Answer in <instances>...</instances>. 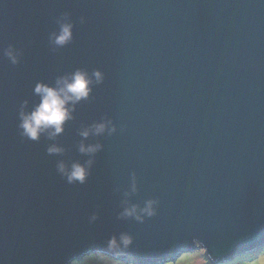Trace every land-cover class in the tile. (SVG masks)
<instances>
[{"label":"water","instance_id":"95a60500","mask_svg":"<svg viewBox=\"0 0 264 264\" xmlns=\"http://www.w3.org/2000/svg\"><path fill=\"white\" fill-rule=\"evenodd\" d=\"M78 70L91 91L63 131L23 135L37 84ZM76 163L83 183L68 181ZM263 248L264 0H0V264L197 249L222 264Z\"/></svg>","mask_w":264,"mask_h":264},{"label":"clouds","instance_id":"9594fccd","mask_svg":"<svg viewBox=\"0 0 264 264\" xmlns=\"http://www.w3.org/2000/svg\"><path fill=\"white\" fill-rule=\"evenodd\" d=\"M71 25L64 24L61 27L60 33L55 37V43L57 45H64L71 39ZM13 58L15 57L12 52L7 53ZM97 82L102 79L100 72L95 73ZM92 81L89 79L87 73L83 71L75 72L71 78H64L57 81L56 87H51L45 84H37L34 91L40 96V102L30 113L21 112L20 128L23 130L22 134L29 139L36 140L39 138V134L45 129H54L51 135L59 134L63 131V124L66 120L71 118V110L67 106L70 102L75 104L83 98H87L91 88ZM110 123V122H108ZM108 127L107 123H99L93 126L90 130H84L81 135L87 137L90 131H94L96 134L103 133ZM114 131L115 129H111ZM100 148V145L85 146L81 144L80 151L85 153H94ZM50 153L61 152L62 149L57 146H52L48 149ZM91 164V161L88 162ZM60 170L65 171V166L60 165ZM88 170L86 167L79 163L73 164L70 173L67 174L69 182L80 181L83 183L87 177ZM151 203L144 209L149 215L152 214ZM135 206L131 209H126L124 215H135ZM139 219V217H137ZM121 242L125 247L131 244V237L128 235L121 236ZM119 243L115 238L109 242V249L116 250L119 248ZM186 255V254H185ZM185 255L180 257V260ZM72 264H119V262L110 261L106 256L91 254L85 256L81 261H73ZM251 264H264V252H262L256 261Z\"/></svg>","mask_w":264,"mask_h":264},{"label":"rangeland","instance_id":"374dc122","mask_svg":"<svg viewBox=\"0 0 264 264\" xmlns=\"http://www.w3.org/2000/svg\"><path fill=\"white\" fill-rule=\"evenodd\" d=\"M262 252H264V249L262 251H259V253H255L253 255H249L244 258H239V259L233 260L232 262L222 263V264H251V262L256 261L258 259L259 255ZM97 254L106 256L110 261L119 262V264H125V263L120 262V260L111 258L105 254H101V253H97ZM126 263L131 264L128 262ZM167 264H211V263L205 259V252L203 250L198 249V251L185 255L183 259L181 260L179 259L175 263H167Z\"/></svg>","mask_w":264,"mask_h":264},{"label":"trees","instance_id":"16d2710c","mask_svg":"<svg viewBox=\"0 0 264 264\" xmlns=\"http://www.w3.org/2000/svg\"><path fill=\"white\" fill-rule=\"evenodd\" d=\"M264 249V248H263ZM262 249V250H263ZM262 250H260V251H262ZM195 251H198V249L197 250H193V251H190V252H186V253H184L183 255H188L189 253H192V252H195ZM255 253H259V252H255ZM255 253H251V254H248V255H244V256H241L240 258H244V257H246V256H249V255H253V254H255ZM181 257V256H180ZM180 257L176 260V261H171V262H168V263H175V262H177L179 259H180ZM205 259L207 260V261H209L211 264H216V263H214V262H212L207 256H206V254H205ZM239 259V258H238ZM120 262H122V263H125V264H127L125 261H120ZM131 264H133V263H131ZM167 264V263H166Z\"/></svg>","mask_w":264,"mask_h":264}]
</instances>
